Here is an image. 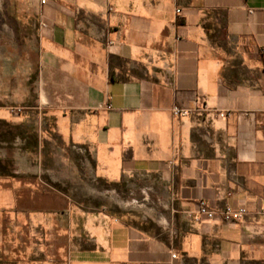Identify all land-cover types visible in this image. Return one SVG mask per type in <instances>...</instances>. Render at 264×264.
<instances>
[{
    "label": "crops",
    "instance_id": "0c3cea01",
    "mask_svg": "<svg viewBox=\"0 0 264 264\" xmlns=\"http://www.w3.org/2000/svg\"><path fill=\"white\" fill-rule=\"evenodd\" d=\"M0 2L31 33L3 37L0 264L264 263V0Z\"/></svg>",
    "mask_w": 264,
    "mask_h": 264
},
{
    "label": "rangeland",
    "instance_id": "374dc122",
    "mask_svg": "<svg viewBox=\"0 0 264 264\" xmlns=\"http://www.w3.org/2000/svg\"><path fill=\"white\" fill-rule=\"evenodd\" d=\"M15 18L9 7H2L0 2V65L7 66L8 51L7 45H4L3 37L7 38V34H31L30 26L25 22ZM71 152L66 149V159L72 157ZM71 168L65 167L64 169V186L68 189L69 194L82 195L80 200L84 206L93 205L95 203H102L112 207L113 209L120 210L128 208L134 210L137 204V189L136 179L132 182L126 183H107L104 181H98L96 191H90L87 183L78 181L76 176L71 173ZM130 181L129 179H125ZM76 207L74 203H71L70 208ZM258 264V263H256Z\"/></svg>",
    "mask_w": 264,
    "mask_h": 264
},
{
    "label": "built area",
    "instance_id": "2783aa9c",
    "mask_svg": "<svg viewBox=\"0 0 264 264\" xmlns=\"http://www.w3.org/2000/svg\"><path fill=\"white\" fill-rule=\"evenodd\" d=\"M45 0H40L41 3H44ZM178 10H176L177 12ZM171 113L174 116H186L189 114V110L185 108H181L178 106H172L171 107ZM218 115L220 117H224L223 112H219ZM197 210L199 215L205 217V218H213L215 215L219 216L225 221L229 222H237L244 218L246 214V210L244 207H231V206H225L224 208L220 210H213L209 208L204 200H199L197 203ZM174 256V254H172Z\"/></svg>",
    "mask_w": 264,
    "mask_h": 264
},
{
    "label": "trees",
    "instance_id": "16d2710c",
    "mask_svg": "<svg viewBox=\"0 0 264 264\" xmlns=\"http://www.w3.org/2000/svg\"><path fill=\"white\" fill-rule=\"evenodd\" d=\"M261 264H264V263H261Z\"/></svg>",
    "mask_w": 264,
    "mask_h": 264
}]
</instances>
